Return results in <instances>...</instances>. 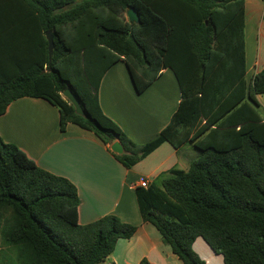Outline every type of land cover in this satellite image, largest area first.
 I'll use <instances>...</instances> for the list:
<instances>
[{
  "label": "trees",
  "instance_id": "trees-1",
  "mask_svg": "<svg viewBox=\"0 0 264 264\" xmlns=\"http://www.w3.org/2000/svg\"><path fill=\"white\" fill-rule=\"evenodd\" d=\"M25 1L43 30V61L0 84V116L21 98L44 99L59 110L62 132L74 124L105 145L120 142L125 153L114 156L127 169L165 142L178 151L191 145L200 156L188 171L174 168L136 189L144 222L184 264H206L193 248L198 238L225 264H264V69L247 83L245 0ZM130 9L139 24L129 22ZM119 61L139 94L165 69L180 86L169 124L143 146L100 105L102 78ZM68 88L86 117L62 96ZM79 206L71 181L0 137V210L14 214L6 235L11 248L33 256L24 264H99L137 232L115 215L80 225Z\"/></svg>",
  "mask_w": 264,
  "mask_h": 264
},
{
  "label": "crops",
  "instance_id": "crops-1",
  "mask_svg": "<svg viewBox=\"0 0 264 264\" xmlns=\"http://www.w3.org/2000/svg\"><path fill=\"white\" fill-rule=\"evenodd\" d=\"M246 81L260 69L264 45V1L245 0ZM257 50L256 54L255 51ZM43 61V30L25 0H0V84ZM264 69V68H263ZM264 100L259 101L264 109ZM99 101L106 116L116 122L136 145L154 140L169 124L181 102L178 79L171 69L142 94L135 88L124 61L103 76ZM0 137L18 146L36 165L71 181L78 189L80 225L115 215L137 226L131 239L117 242L114 252L99 264H184L164 243L160 232L143 220L136 189L143 178L152 183L174 168L188 171L192 162L183 146L165 142L131 169L114 156L93 132L69 124L60 129V112L48 101L24 97L12 102L0 116ZM116 155V154H115ZM206 264H225L204 239L193 246Z\"/></svg>",
  "mask_w": 264,
  "mask_h": 264
},
{
  "label": "rangeland",
  "instance_id": "rangeland-1",
  "mask_svg": "<svg viewBox=\"0 0 264 264\" xmlns=\"http://www.w3.org/2000/svg\"><path fill=\"white\" fill-rule=\"evenodd\" d=\"M257 50L255 51L256 54ZM264 68V45L262 51V60L260 69ZM264 103V100H262ZM259 113L264 116V109L260 108ZM186 146V145H185ZM185 152L190 151L189 157L192 161L196 160L200 156V152L193 148L191 145H187L184 148ZM14 222L13 211L9 210H0V264H24L25 262L29 263L33 261V256L31 252L27 249L26 251L20 253L17 249L11 246L6 241L7 229Z\"/></svg>",
  "mask_w": 264,
  "mask_h": 264
},
{
  "label": "water",
  "instance_id": "water-1",
  "mask_svg": "<svg viewBox=\"0 0 264 264\" xmlns=\"http://www.w3.org/2000/svg\"><path fill=\"white\" fill-rule=\"evenodd\" d=\"M127 17H128L129 22L132 25L140 23V16L138 15L135 9L128 10ZM46 37L49 42L48 49H49V58L51 61L52 56H53L54 47H55L53 33L51 31L47 32ZM62 96L75 107L76 114L86 117V112L81 106L79 98L73 93V91L70 88L64 91ZM111 150L116 155H123L125 153L124 147L120 144V142H114L111 145Z\"/></svg>",
  "mask_w": 264,
  "mask_h": 264
},
{
  "label": "built area",
  "instance_id": "built-area-1",
  "mask_svg": "<svg viewBox=\"0 0 264 264\" xmlns=\"http://www.w3.org/2000/svg\"><path fill=\"white\" fill-rule=\"evenodd\" d=\"M139 186H140V187H144V188H146V187L149 186V181L146 180V179H143V178H142V179L139 181Z\"/></svg>",
  "mask_w": 264,
  "mask_h": 264
}]
</instances>
